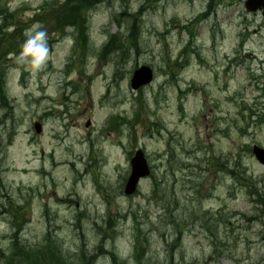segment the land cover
<instances>
[{
	"label": "rangeland",
	"instance_id": "rangeland-1",
	"mask_svg": "<svg viewBox=\"0 0 264 264\" xmlns=\"http://www.w3.org/2000/svg\"><path fill=\"white\" fill-rule=\"evenodd\" d=\"M42 2L0 0L40 24L50 49L39 70L6 63L0 264L20 247L36 264H114L111 252L121 264H264V164L251 152L264 147L261 13L244 0H102L82 50ZM111 34L123 46L100 58ZM146 64L154 79L134 91L132 71ZM138 147L152 173L127 197Z\"/></svg>",
	"mask_w": 264,
	"mask_h": 264
},
{
	"label": "trees",
	"instance_id": "trees-1",
	"mask_svg": "<svg viewBox=\"0 0 264 264\" xmlns=\"http://www.w3.org/2000/svg\"><path fill=\"white\" fill-rule=\"evenodd\" d=\"M102 0H50V1H44L41 3L44 4L43 6H40L41 9H46V12H43L42 14L45 15L47 22L51 23L53 22V30H62L66 25L72 26L78 33L79 36V44L85 47L87 44V35H86V29H87V19L86 14L88 13V10L94 8L95 5H97ZM211 2V0H210ZM52 4L50 7H47V5ZM23 9H15L10 10L7 8L6 4H3L0 6V57H7L12 56L9 60H5L4 63L13 62L15 66H20V63H18L15 59V57L20 53L21 47L17 44L18 40H20L21 37H23L22 29L27 27L24 23L25 21L22 19V11ZM125 14L128 15L126 11H124ZM141 9L138 10L133 15V21L130 26V35L129 38L131 39V46L135 50H139V31L140 28H138V18L140 17ZM40 13H36L33 15V20H35L38 17V21H43L44 19L41 18ZM27 19V18H26ZM23 40L21 43L23 44L24 40L26 38H22ZM109 41L103 46L102 51H104L100 57H105V53L109 50H117L120 49L123 44L121 40L118 38V34L111 35L108 39ZM4 47L10 48L7 52L4 49ZM13 60V61H12ZM0 63V109L3 107H6L8 105L7 101V89L4 87L5 78H3V64ZM173 76V74H172ZM180 100V98H179ZM125 121V120H124ZM229 173L235 177V179H244L246 176L242 175L240 178H236L238 176L237 172L233 168L228 169ZM256 201V200H255ZM23 247H20V250L17 248H14V250L11 252V255L9 257H5L7 264H18L21 262L28 263V264H36L39 259H41V256H33L29 255L24 251H21ZM31 254V253H30ZM33 254V253H32ZM112 255V262L114 264H120L117 262V256L111 252ZM70 263V262H69ZM71 264V263H70ZM87 264V261L84 263Z\"/></svg>",
	"mask_w": 264,
	"mask_h": 264
},
{
	"label": "water",
	"instance_id": "water-1",
	"mask_svg": "<svg viewBox=\"0 0 264 264\" xmlns=\"http://www.w3.org/2000/svg\"><path fill=\"white\" fill-rule=\"evenodd\" d=\"M245 9L247 11H255L256 9H260L262 11V15L264 17V0H245ZM152 79L151 68L146 66H140L135 69L133 76L130 80V84L133 89H137L143 85H147L148 82ZM88 125V123L86 124ZM35 132H39L41 130V123H34ZM254 156H256L257 160L260 163L264 164V148H260L258 146H254L252 149ZM131 169L130 174L125 182L124 186V194L130 195L132 194L137 186L140 177H144L150 174L148 162L145 159L144 151L138 149L134 156L130 159Z\"/></svg>",
	"mask_w": 264,
	"mask_h": 264
},
{
	"label": "clouds",
	"instance_id": "clouds-1",
	"mask_svg": "<svg viewBox=\"0 0 264 264\" xmlns=\"http://www.w3.org/2000/svg\"><path fill=\"white\" fill-rule=\"evenodd\" d=\"M24 36L26 39L15 59L20 64H28L39 70L49 60L50 49L47 31L36 23L24 30Z\"/></svg>",
	"mask_w": 264,
	"mask_h": 264
}]
</instances>
